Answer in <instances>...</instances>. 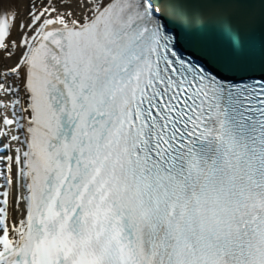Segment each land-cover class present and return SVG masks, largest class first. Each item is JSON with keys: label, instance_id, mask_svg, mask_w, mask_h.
Listing matches in <instances>:
<instances>
[{"label": "snow or ice", "instance_id": "snow-or-ice-1", "mask_svg": "<svg viewBox=\"0 0 264 264\" xmlns=\"http://www.w3.org/2000/svg\"><path fill=\"white\" fill-rule=\"evenodd\" d=\"M8 3L0 264H264V0Z\"/></svg>", "mask_w": 264, "mask_h": 264}, {"label": "water", "instance_id": "water-1", "mask_svg": "<svg viewBox=\"0 0 264 264\" xmlns=\"http://www.w3.org/2000/svg\"><path fill=\"white\" fill-rule=\"evenodd\" d=\"M208 38L214 39L217 42L224 44H231V43H237L243 41L252 48V50L257 54V56L259 55L261 44L262 42H264V36H262L259 31H257L255 35H253L250 38L247 37L238 38L226 32L208 34Z\"/></svg>", "mask_w": 264, "mask_h": 264}, {"label": "bare ground", "instance_id": "bare-ground-1", "mask_svg": "<svg viewBox=\"0 0 264 264\" xmlns=\"http://www.w3.org/2000/svg\"><path fill=\"white\" fill-rule=\"evenodd\" d=\"M6 7L10 11H16L19 13L16 23L18 24L20 19H22L26 15V0H9V3L6 5ZM13 35H16L15 30L13 31Z\"/></svg>", "mask_w": 264, "mask_h": 264}]
</instances>
